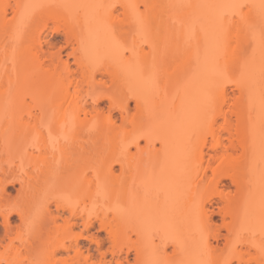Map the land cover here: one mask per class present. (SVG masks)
<instances>
[{
    "label": "bare ground",
    "instance_id": "obj_1",
    "mask_svg": "<svg viewBox=\"0 0 264 264\" xmlns=\"http://www.w3.org/2000/svg\"><path fill=\"white\" fill-rule=\"evenodd\" d=\"M0 215V264H264V0H0Z\"/></svg>",
    "mask_w": 264,
    "mask_h": 264
},
{
    "label": "rangeland",
    "instance_id": "obj_2",
    "mask_svg": "<svg viewBox=\"0 0 264 264\" xmlns=\"http://www.w3.org/2000/svg\"><path fill=\"white\" fill-rule=\"evenodd\" d=\"M51 27L48 28V30H46L45 34L48 35V37L52 40V41H56L57 42V48L61 47L62 45H64V34L59 31H55L54 29V25H50ZM134 150V149H133ZM9 191H11L12 193L16 192L15 189L13 187L9 188ZM13 221H17V217H13L12 218ZM2 216L0 215V254L4 252V248L7 246V250L9 249V247H11L12 245H18L19 242L17 240H14L12 245L10 244V240L12 237L16 236V232L15 229L13 231V234L11 235V237L9 238V236H7L5 234V230L4 227L2 225ZM59 223H63L62 219H59ZM82 229V227H78L77 231H80ZM99 228H98V224H96V227L92 229V232H98ZM15 232V233H14ZM102 236H105L104 232H101ZM131 239H135V234L131 233ZM90 242L89 239H82L81 243L83 244H88ZM109 245V244H108ZM126 249V248H125ZM6 250V251H7ZM110 257V255H109ZM98 257L95 259L97 260ZM130 263L134 264L135 263V254L133 251H131V255H130ZM4 264V263H3Z\"/></svg>",
    "mask_w": 264,
    "mask_h": 264
}]
</instances>
